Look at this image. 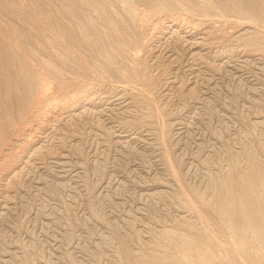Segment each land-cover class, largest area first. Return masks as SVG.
<instances>
[{"label":"rangeland","instance_id":"rangeland-1","mask_svg":"<svg viewBox=\"0 0 264 264\" xmlns=\"http://www.w3.org/2000/svg\"><path fill=\"white\" fill-rule=\"evenodd\" d=\"M0 264H264V0H0Z\"/></svg>","mask_w":264,"mask_h":264},{"label":"bare ground","instance_id":"bare-ground-1","mask_svg":"<svg viewBox=\"0 0 264 264\" xmlns=\"http://www.w3.org/2000/svg\"><path fill=\"white\" fill-rule=\"evenodd\" d=\"M126 49V48H125ZM174 52V51H173ZM202 56V55H201ZM196 62V61H195ZM167 63V62H166ZM180 66V65H179ZM179 69V68H178ZM145 84V83H144ZM126 86V85H125ZM40 88V87H39ZM130 88V87H129ZM143 91V90H142ZM21 94V93H20ZM29 97V96H28ZM27 98V97H26ZM22 99V98H21ZM28 101V100H27ZM23 102V101H22ZM50 103V102H49ZM27 104V103H26ZM38 104V103H37ZM40 106V105H39ZM25 107V106H24ZM47 108V107H46ZM20 110V109H19ZM41 110V109H40ZM2 112V111H1ZM22 113V112H21ZM29 114V113H28ZM48 114V113H47ZM15 116V115H14ZM43 116V115H42ZM17 118V117H16ZM2 119V118H1ZM26 119V118H25ZM54 119V118H53ZM26 130V129H25ZM6 132V131H5ZM9 134V133H8ZM171 165V164H170ZM173 165V164H172ZM171 173V172H170ZM173 177V176H172Z\"/></svg>","mask_w":264,"mask_h":264}]
</instances>
